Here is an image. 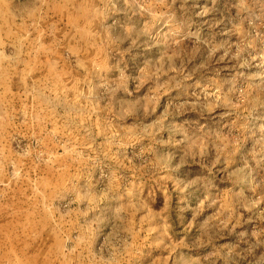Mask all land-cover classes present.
Masks as SVG:
<instances>
[{"label":"rangeland","instance_id":"obj_1","mask_svg":"<svg viewBox=\"0 0 264 264\" xmlns=\"http://www.w3.org/2000/svg\"><path fill=\"white\" fill-rule=\"evenodd\" d=\"M0 264H264V0H0Z\"/></svg>","mask_w":264,"mask_h":264}]
</instances>
